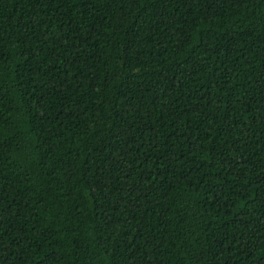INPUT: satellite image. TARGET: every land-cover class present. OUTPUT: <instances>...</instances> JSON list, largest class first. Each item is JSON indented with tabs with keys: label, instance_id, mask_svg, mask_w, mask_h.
<instances>
[{
	"label": "trees",
	"instance_id": "16d2710c",
	"mask_svg": "<svg viewBox=\"0 0 264 264\" xmlns=\"http://www.w3.org/2000/svg\"><path fill=\"white\" fill-rule=\"evenodd\" d=\"M0 264H264V0H0Z\"/></svg>",
	"mask_w": 264,
	"mask_h": 264
}]
</instances>
